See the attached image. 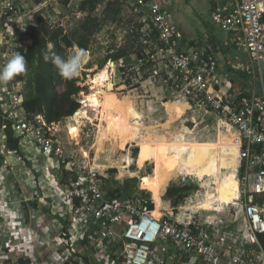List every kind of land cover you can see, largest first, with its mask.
Instances as JSON below:
<instances>
[{
    "label": "built area",
    "instance_id": "obj_1",
    "mask_svg": "<svg viewBox=\"0 0 264 264\" xmlns=\"http://www.w3.org/2000/svg\"><path fill=\"white\" fill-rule=\"evenodd\" d=\"M53 1L57 0H0V32L7 35L5 24L15 16L35 19L33 15ZM134 5L149 20L144 30L153 28L161 44L156 52L159 67L153 73L160 76L166 90L186 102L193 114L235 130L237 200L243 226L227 225L217 218L194 221L175 209L156 216L153 197L141 194L140 189L107 197L106 171L89 162L87 167L76 164L65 154L55 135L58 124H48L41 114L25 111L23 83L15 76L0 90V121L8 123L16 136L28 138L43 157L45 169L58 173L50 183L38 180L40 192L51 187L56 197L51 199V221L58 246L49 261L36 254L31 233H25L19 215L10 209L4 190H0V264H20V260L27 264H96L91 254L102 255L97 264H264V252L252 254L249 250L251 243H257V235L264 234V90L260 95L254 87H244L234 95L223 91L225 79L209 49L181 47L172 0H134ZM211 18L247 55L251 73H261L264 0H226L224 8L212 11ZM32 23L26 20L24 25ZM20 24L15 22L14 28L21 29ZM20 43L2 37L0 65ZM22 160L17 157V162ZM63 171L70 175L67 180L65 174H59ZM73 245L79 247L73 249Z\"/></svg>",
    "mask_w": 264,
    "mask_h": 264
},
{
    "label": "rangeland",
    "instance_id": "obj_2",
    "mask_svg": "<svg viewBox=\"0 0 264 264\" xmlns=\"http://www.w3.org/2000/svg\"><path fill=\"white\" fill-rule=\"evenodd\" d=\"M80 1L69 0L67 4L63 0L53 1L46 8L36 12L33 15L35 19H31L30 16L28 19V15L15 16L12 21L8 20L5 24L7 35L4 36L0 32V41L2 37H9L10 41L21 42V45L28 44L30 42L29 38L23 37L24 40H22L21 34L26 29L24 23L26 20H29L33 22V25L31 24L29 26L36 29V36H41L44 29L47 31L61 29L69 37L72 42V47L67 49L66 58L74 47L80 48V46H85V49L88 51L89 58L81 69L79 76L75 77V79L77 85L86 88V93L80 96L79 109H83L90 119H86L85 117L75 119L72 115L58 123V131L55 135L61 141L65 154L69 155L76 164L87 167L89 162V165H92L94 168L106 171L110 182L106 185L105 190L114 188V184L121 185V183L123 184L129 179L136 178V189L141 188V194L153 197V184L147 181V174L151 173L153 165L150 161H141L142 152H139L140 149L132 147V140L138 137L140 141L144 142L140 143L139 146L146 148L145 157L151 156L155 163L153 171L150 174V179L154 182V176L158 173V188L164 186L168 178L177 174V170L167 168L165 162L160 159V155L166 147H173L178 154V158L181 157L180 160L183 161V165L186 163V167L190 163L186 162L187 158L189 159L187 152H193L195 148L196 150H202L199 147H207V150L214 151L216 155L214 156L209 151L208 153L211 154L210 157L207 158L204 156L196 162L194 161L192 166H189L187 170L180 173L176 178L178 186H182L185 184L183 178L189 177L192 179L196 177L201 187H199L198 183L191 181L188 185L196 186L197 190L195 191L198 192L182 193L178 205L175 208L171 206V209H175L177 213L181 212L184 215L192 217L194 221H199L200 216L203 217V215L208 214L213 216L217 212L221 216L227 215L228 218L231 215L237 216L239 220L242 215L239 200H236L233 204H228L225 200L220 201V204H226L221 205L220 211L207 209L209 210L207 213L205 209H202L211 208L212 199L210 197L218 195L216 188H209L213 180L218 183L219 178H224L225 190L237 187V182L236 185L235 183L233 185L232 178L223 177L226 174V170L230 169L231 166L229 165L228 167L230 168L226 167L224 168L225 170L221 171L218 166L220 156L227 157L222 155L221 152H226V150L235 152L234 148L230 147L236 146L233 137L235 130L221 124H216L215 122L212 123L196 115V113L193 114L191 109H188L186 102L183 100L180 101V98H173L166 90L160 76L154 75L153 71L159 67V60L156 57V52L159 47L156 37H146L144 30L137 29V26L144 22L145 17L137 9V6L134 5V0H111V4L107 3L108 0H99L96 9L88 18L87 13L82 12L78 8ZM14 21L21 23V29L16 30L14 28ZM83 24H88V32H85ZM121 50L126 52L142 51L144 55L154 56L156 61L143 70L141 69V64L145 60H136L134 56H128L114 62L112 61L115 71L109 72V78L114 83L113 89L106 94H96V89L91 82L92 77L98 70L107 66L109 61H111L110 56L116 55ZM121 67H123V73L120 71ZM244 70L246 71V69ZM56 75L58 76L56 81L57 89L62 91L63 78L58 74L57 70ZM115 76H117L119 83H115L117 82ZM232 77L235 78L234 75ZM238 78H240L241 82H237L236 89L230 92L231 95L238 94L240 90L247 86L254 87L257 93L258 91L262 92V83L264 89V68L261 71V75L256 71L254 78L250 77L245 79L244 76L240 75H238ZM21 88L23 90V85H21ZM108 97L118 101L111 108L107 109L104 105L107 104L106 98ZM100 100L102 101L103 122L108 129L109 137L97 145L94 142L97 134L96 124H98L97 102ZM160 101H164L167 118L162 117L163 115L160 114L162 113L158 105ZM175 102H178L179 105L175 104ZM137 103L140 105V108L135 110L133 105L137 107ZM134 121H137L138 124H134ZM129 126H135L137 130L133 137L131 136L130 139H127L126 134ZM219 130L222 135H231L232 137L230 136L228 140L216 138L217 131ZM128 134H131L129 130ZM126 142L128 143L125 147ZM94 144L99 148L97 152H91L90 150V146ZM118 148L124 149L122 150L123 152H117L119 150ZM184 148L188 150L186 152L187 154L181 153ZM86 156L88 157L87 159L85 158ZM216 158H218L217 161ZM42 160L41 157V163L44 165L42 168H45V161L43 160L44 162H42ZM235 162H238V154L236 155ZM29 163H27L28 165L26 164V167L32 169V165H29ZM119 163L125 166V169L120 168ZM212 164H214L213 177H210ZM156 167L158 168L157 173H155ZM112 169L115 170L114 173L109 171ZM135 170L140 171L138 177H135V173L133 172ZM46 173L54 175L56 174V170L50 169ZM35 177L37 182L42 177L44 179L46 178L44 173H38ZM69 177L70 175L65 173L63 178L67 180ZM63 178L59 177L58 179ZM176 183L171 182V186H175ZM160 193L158 191L156 206H158ZM45 194L51 199L56 198L51 187L45 188ZM39 195H41L40 190ZM225 195L227 196L222 197H228L229 192L226 191ZM257 198L259 197L254 196V199ZM218 200L219 198L217 197ZM229 200H231L230 197ZM213 207H216V204H213ZM32 214H34V210H32ZM31 237L32 250L36 251V254L41 255L40 250L38 251L39 244L36 246V237H39V232H32ZM43 239L50 243L53 248V250L51 249L52 253L54 254L58 246V236L51 231ZM19 241L22 242V238H19ZM39 241L45 243L42 238ZM16 245L20 246L19 243ZM78 247L79 245H73V249ZM44 253L46 252H43L42 255ZM86 253L88 254V251ZM101 257V254H91L90 258L98 262ZM99 264L103 263L101 262Z\"/></svg>",
    "mask_w": 264,
    "mask_h": 264
},
{
    "label": "crops",
    "instance_id": "obj_3",
    "mask_svg": "<svg viewBox=\"0 0 264 264\" xmlns=\"http://www.w3.org/2000/svg\"><path fill=\"white\" fill-rule=\"evenodd\" d=\"M225 4H226V0H172V7H173L172 11H173L174 19L177 20L179 23L178 26H180L182 31L184 30V33L187 37V40L180 42L181 47L182 48L194 47L196 49H201L204 47L208 48L215 58L218 72L225 79L223 91L227 90V92L230 93L231 90L236 89L237 82L239 81L241 82L240 78H238V75L244 76L245 79L248 78V74H251L252 72L251 71L252 64L250 63V60L248 59L247 55L242 50L237 49V47L232 43V41H230L231 40L230 36H228L227 34L225 35L224 33H223L224 35H219L215 29L212 30L211 25L209 23H206V19L209 17L212 11L218 7L224 8ZM197 31L199 33H197ZM195 33L198 35H195ZM191 41H193L194 43L193 45L192 44L190 45ZM244 69H246L247 72ZM232 75H234L235 78H233ZM115 77L117 81L115 83H119L117 76ZM1 88L2 86H0V90ZM261 88L262 90H264L263 83L261 85ZM255 91L257 93L256 89ZM261 93L262 92L258 91L257 94L260 95ZM158 105L161 108L162 113L160 114L163 115L162 117L167 118L168 116H167L166 108L164 106V101H160ZM133 106L135 110H138V108H140V105L138 103H137V107H135V105ZM235 136L236 133H234L233 137ZM132 142H133L132 147H135V149H140L139 152H142L141 161H150V163H152L153 165L152 171H153V168L155 166L153 159L151 158V156L145 157L146 148L144 146H139L140 143H144V142L140 141L138 137L132 140ZM127 143L128 142L125 143V147L127 146ZM199 148H202V150L200 149L196 150L195 148L193 149V152L192 151L187 152L188 150L187 149L185 150V148L182 149L181 152L182 154L188 153L189 155V159L187 158L186 161L188 163L190 162L189 166H192L193 165L192 163L194 161L196 162L197 160L203 158L204 156L208 158L211 156V154L214 155L215 153L210 149L207 150V147H199ZM97 149L99 150V148H97L95 144L93 146H90L91 152H97ZM118 149L119 150H117V152H123L122 150H124L122 148H118ZM209 151L212 153L209 154L208 153ZM221 153L222 155H225L227 157L221 156V158H219L218 166L220 168V171L225 170L224 168L226 167L230 168L228 167L230 165L231 168L226 170V174L223 177H229L230 179L232 178L233 185L234 183L236 185L237 177L239 173V159L238 162H235V159L238 150H236L235 152L226 150V152L224 151ZM164 155L167 156V159H163L162 156ZM177 155L178 154L177 152H175L174 148L169 146L166 147V149H164V151L160 155L161 161L165 162L167 168L169 169L174 168L175 170H177V174H175L176 176L173 175L170 179H168L166 184L163 186L161 190L159 196V202H158V210L160 211V213H163L164 210L166 211L173 210L171 209L172 206L171 201L165 199V193L167 191V188L171 185V182L176 183L177 182L176 178L180 175V173H183L189 167V166L186 167L185 165L186 163L183 165V161L180 160L181 157L178 158ZM18 156H22L23 158L21 163L17 162ZM41 157L42 156L39 153H37V151L31 145L30 140L28 138L16 136L12 131L11 126L8 123L0 121V182H1L0 190H4V197H5L4 200L9 202L10 209L19 215L18 220H20L23 223L25 233L39 232V237H36V246L39 244L38 251L40 250L42 254L43 252H46L44 253V255L45 254L46 255L43 256L47 258V260L49 261L52 259L53 256L52 253L53 248L50 245V243L44 241L43 238H45L47 232H51V231L54 232V226L51 221L52 218L51 207L53 201L47 194H45L46 187H44L43 191L41 190L40 192L41 195H39V190H40L39 182L36 181L35 176L38 173L40 174L44 173L46 178L44 179L42 177L41 181L43 182L44 180V182L46 181L50 183L51 181H53V179H55V176H57L58 173L54 175L47 174L46 171L47 170L50 171V169L49 168L45 169L46 166L45 168H42L44 165H42L41 163ZM217 159L218 158H216V161ZM42 162L44 161L42 160ZM27 163H29V165H32L31 168L33 170L28 169V167H26ZM214 164H212L210 177H213L212 173L214 170ZM133 172L135 173V177H138L140 171L135 170ZM65 173L66 172L63 171V173H59V174H65ZM151 173L147 174V181L153 184V189H154L155 183L150 179ZM196 183H198L199 187H201L199 180ZM175 186H178V184L176 183ZM178 187L181 186L179 185ZM225 187L226 186H225L224 178H219L218 183H216L213 180L209 188L212 189L216 188L218 190V195L217 196L214 195V197H210L212 199L211 208H202V209H205L207 213L209 212V210L207 209H212L213 211L214 210L220 211L221 205H226L222 203L220 204V201H224V200L227 201L228 204H233L237 200L239 188L237 186L235 188L233 187L234 189L231 188L225 190ZM153 189H152V193H153ZM226 191L229 192V195L228 197L223 198L222 196H227L225 195ZM196 192L198 191H195V193ZM36 195H39L40 197L38 198L34 197ZM217 197L219 198L218 201H217ZM229 197L231 198V200H229ZM213 204H216V207H213ZM155 207H157L156 201H155ZM159 208H163V211H161ZM197 208L199 207L197 206ZM32 210H34V214H32ZM206 218L221 219L227 225L243 226L242 215L241 218H239L238 220L237 216L231 215V217L228 218L227 215L221 216L217 212L213 216L209 214L203 215V217L200 216L199 221H204ZM40 228L42 229L41 232H40ZM40 238H42V240L45 243H41L39 241ZM249 250L252 254H257L258 252H264V248L259 242L258 237H257V243L256 242L251 243L249 246Z\"/></svg>",
    "mask_w": 264,
    "mask_h": 264
},
{
    "label": "trees",
    "instance_id": "obj_4",
    "mask_svg": "<svg viewBox=\"0 0 264 264\" xmlns=\"http://www.w3.org/2000/svg\"><path fill=\"white\" fill-rule=\"evenodd\" d=\"M111 0H108V4H111ZM65 4L69 0H63ZM99 4V0H81L79 2L78 8L82 12L87 13V18L96 9ZM264 20V18H263ZM149 20L145 19L143 23L137 26V29L144 30L146 22ZM176 28L181 36V42L187 40V37L182 31L177 20L174 19ZM206 23L211 25L212 30H216L219 35L230 34L221 29L218 24H216L212 18L211 14L206 19ZM88 24H83L85 32L89 31ZM208 25V24H207ZM209 26V25H208ZM35 28L32 26H26L25 31L21 34L23 37L29 38L30 42L28 44H23L15 48V52H19L25 57L26 60V70L24 73L17 75V79L23 83L22 97H23V107L28 114H41L48 124H58L64 118L72 116L80 108V96L86 93V88L76 84V79L71 80L63 79V89L59 91L57 89L56 81L58 76L56 75V69L50 61L46 62L44 57L50 53H55L66 58V51L68 48L72 47V42L69 37L62 32L61 29L55 31H47L44 29L41 36H36ZM203 32V31H202ZM155 30L152 28L149 32L144 30L146 37H156ZM197 33H199L197 31ZM224 33V34H223ZM195 35H198L195 33ZM217 36V35H216ZM217 39V38H216ZM157 40V39H156ZM231 41V40H230ZM52 44L54 47L49 50L48 45ZM193 45V41L190 45ZM157 45L160 48L161 44L157 41ZM80 48L85 49V46H80ZM128 56H134L136 60L144 61L147 58V62L141 64V69L143 70L147 66H151L155 63L156 59L154 56L144 55L142 51L136 52H126L120 51L116 55L110 56L111 61H116ZM264 67H262L263 69ZM115 70V69H114ZM123 73V67L120 68ZM256 75V73H255ZM146 77V76H144ZM254 76L248 74V78ZM114 84V83H113ZM118 100H114L110 97L106 98L107 104L104 105L105 108H111ZM59 125V124H58ZM128 130L131 134H128ZM126 134V138L130 139L131 136L135 135L137 127L129 126ZM234 144L238 146V142L234 140ZM114 173L115 170H109ZM110 182V179L106 180V184ZM117 183V182H114ZM166 184V183H165ZM163 186L159 187L161 192ZM136 189V178L129 179L123 184L115 185L114 188H108L106 190V196L109 198H116L119 196H125L133 192ZM197 190L196 186H190L188 184H183L181 187L169 186L165 193V199L172 201V206L176 207L178 201L181 200L182 193H190ZM259 199V198H257ZM156 216H160V211H155ZM259 242L264 248V234H258ZM28 262H23L20 260V264H27Z\"/></svg>",
    "mask_w": 264,
    "mask_h": 264
},
{
    "label": "clouds",
    "instance_id": "obj_5",
    "mask_svg": "<svg viewBox=\"0 0 264 264\" xmlns=\"http://www.w3.org/2000/svg\"><path fill=\"white\" fill-rule=\"evenodd\" d=\"M54 45L49 44V50ZM89 58L86 49L74 47L72 52L64 58L55 53H50L44 57L45 61H50L58 74L65 80H71L79 76L81 69ZM26 70L25 57L19 52H13L6 63L0 65V86L7 84L15 76L24 73Z\"/></svg>",
    "mask_w": 264,
    "mask_h": 264
},
{
    "label": "bare ground",
    "instance_id": "obj_6",
    "mask_svg": "<svg viewBox=\"0 0 264 264\" xmlns=\"http://www.w3.org/2000/svg\"><path fill=\"white\" fill-rule=\"evenodd\" d=\"M110 71H114V63H112V62H109L107 64V66H105L104 68H101L100 70H98L94 74V76L92 77L91 82H92L94 88L96 89L95 90L96 94L102 95V94H106L108 91H112L114 85H113V82L110 81V78H109V72ZM175 104H178V102H175ZM101 105H102V101L100 100V101L97 102V108H98L97 120H98V124H96L97 134H96V140H95V143L97 145H99V142H101L105 138L109 137L108 129L106 128V126H105V124L103 122V109H101ZM73 117L75 119H79V118H82V117H85L86 119H90V118L87 117V115H86V113H85V111L83 109L77 110L73 114ZM133 123L136 124V125L138 124L137 121H134ZM230 136L231 135H222V134L220 135V131H218L217 134H216V138H222V139H226V140L230 139ZM234 140L236 141V137H234ZM174 145L177 146L176 144H174ZM230 147L234 148L235 151L238 150V146H230ZM225 148H228V147H225ZM156 155H157V152H156ZM214 155H216V154H214ZM162 157H163V159H167L166 155H164ZM220 158H221V156H220ZM156 163H158V162H156ZM119 165L121 166L120 168H124L125 169V166L121 165L120 163H119ZM156 166H157V164H156ZM157 172H158V168L155 170V173H157ZM157 174H155V176H154L155 187L153 189V198H154V201H156V203L158 201V191H159V188H158V185H157V179H158L157 178ZM168 179H170V178H168ZM237 186H238V182H237ZM238 188H239V186H238ZM237 198H238V195H237ZM155 211H158V206L155 207L154 212Z\"/></svg>",
    "mask_w": 264,
    "mask_h": 264
},
{
    "label": "water",
    "instance_id": "obj_7",
    "mask_svg": "<svg viewBox=\"0 0 264 264\" xmlns=\"http://www.w3.org/2000/svg\"><path fill=\"white\" fill-rule=\"evenodd\" d=\"M109 62H112V61H109ZM183 180H184L185 184H189L191 181H193V182H197L198 181V179L196 177H193L192 179L189 178V177H185V178H183Z\"/></svg>",
    "mask_w": 264,
    "mask_h": 264
}]
</instances>
